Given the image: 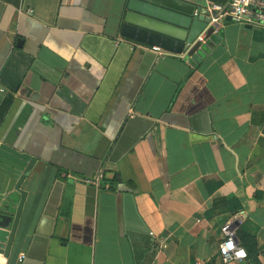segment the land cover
Listing matches in <instances>:
<instances>
[{"label": "crops", "instance_id": "crops-1", "mask_svg": "<svg viewBox=\"0 0 264 264\" xmlns=\"http://www.w3.org/2000/svg\"><path fill=\"white\" fill-rule=\"evenodd\" d=\"M126 3L0 0V142L36 158L0 263L221 264L242 213L260 264L264 23L225 19L193 64L121 36Z\"/></svg>", "mask_w": 264, "mask_h": 264}, {"label": "water", "instance_id": "water-1", "mask_svg": "<svg viewBox=\"0 0 264 264\" xmlns=\"http://www.w3.org/2000/svg\"><path fill=\"white\" fill-rule=\"evenodd\" d=\"M215 14L180 0H127L119 34L168 53L191 56L202 48L198 37L202 33L210 37L217 26L211 23ZM35 163V157L0 142V252L6 255L26 197L22 185Z\"/></svg>", "mask_w": 264, "mask_h": 264}, {"label": "built area", "instance_id": "built-area-1", "mask_svg": "<svg viewBox=\"0 0 264 264\" xmlns=\"http://www.w3.org/2000/svg\"><path fill=\"white\" fill-rule=\"evenodd\" d=\"M207 9L216 12L211 18V23H216L217 26L213 28L211 36L215 35L219 37V23L224 21L227 17H229L231 21L245 24L261 25L264 23V0H229L226 5L210 4ZM211 36L206 38L205 33H202L198 39L201 40L203 44H208V42L212 40ZM152 48L159 55H163L164 51L162 49L158 47ZM187 59L193 64L197 63L193 55L188 56ZM94 182H97V180H94ZM242 216H244L242 213L235 214L226 220L220 227L222 238L218 245V255L221 264H237L248 259L247 251L237 239V225L241 221ZM23 258L24 254H20L17 258V264L21 263ZM260 264H264V255Z\"/></svg>", "mask_w": 264, "mask_h": 264}, {"label": "trees", "instance_id": "trees-1", "mask_svg": "<svg viewBox=\"0 0 264 264\" xmlns=\"http://www.w3.org/2000/svg\"><path fill=\"white\" fill-rule=\"evenodd\" d=\"M244 247V246H243ZM245 248V247H244ZM245 250H246V248H245ZM247 251V250H246ZM247 254H248V256H249V253L247 252Z\"/></svg>", "mask_w": 264, "mask_h": 264}]
</instances>
